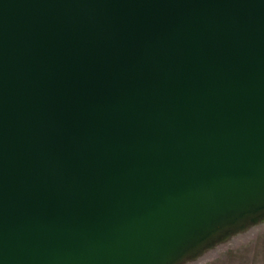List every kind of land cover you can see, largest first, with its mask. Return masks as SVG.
Returning a JSON list of instances; mask_svg holds the SVG:
<instances>
[{"label": "water", "instance_id": "obj_1", "mask_svg": "<svg viewBox=\"0 0 264 264\" xmlns=\"http://www.w3.org/2000/svg\"><path fill=\"white\" fill-rule=\"evenodd\" d=\"M264 222V0H0V264H185Z\"/></svg>", "mask_w": 264, "mask_h": 264}, {"label": "rangeland", "instance_id": "obj_2", "mask_svg": "<svg viewBox=\"0 0 264 264\" xmlns=\"http://www.w3.org/2000/svg\"><path fill=\"white\" fill-rule=\"evenodd\" d=\"M185 264H264V222Z\"/></svg>", "mask_w": 264, "mask_h": 264}]
</instances>
